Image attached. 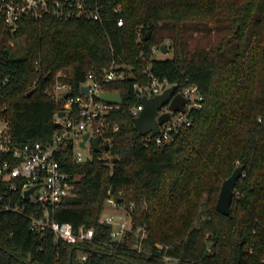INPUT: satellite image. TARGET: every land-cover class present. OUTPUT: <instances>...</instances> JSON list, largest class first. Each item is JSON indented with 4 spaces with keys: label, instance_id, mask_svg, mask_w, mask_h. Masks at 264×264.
I'll list each match as a JSON object with an SVG mask.
<instances>
[{
    "label": "trees",
    "instance_id": "trees-1",
    "mask_svg": "<svg viewBox=\"0 0 264 264\" xmlns=\"http://www.w3.org/2000/svg\"><path fill=\"white\" fill-rule=\"evenodd\" d=\"M124 21L25 20L14 32L0 27V107L12 135L47 143L60 103L45 92L61 68L72 93L89 71L122 102L105 117L117 129L110 146L75 161L59 152L76 194L51 211L53 220L92 227V241L67 244L53 232L30 229L26 215L0 212V264H264V0H121ZM196 33H201L195 38ZM24 42L23 55L12 40ZM167 40L171 56L152 48ZM193 41V43H192ZM124 77L103 80L112 63ZM38 63L47 77L36 82ZM176 85L196 84L202 107L172 143L145 145L129 108L139 102L134 82L145 68ZM231 209L216 208L220 187L236 166ZM123 191L132 228L109 243L111 225L100 221L108 190ZM144 227L140 239L133 230ZM141 242L140 250L134 246ZM162 245L160 250L158 246ZM89 252L76 258L77 249Z\"/></svg>",
    "mask_w": 264,
    "mask_h": 264
},
{
    "label": "built area",
    "instance_id": "built-area-1",
    "mask_svg": "<svg viewBox=\"0 0 264 264\" xmlns=\"http://www.w3.org/2000/svg\"><path fill=\"white\" fill-rule=\"evenodd\" d=\"M121 12V0H0V27L14 32L25 20L45 18L58 21L86 20L100 25L113 18L118 26H122L124 18ZM157 48L160 50V46ZM154 52L155 47L152 48V53ZM34 70L37 73L34 82L42 76L47 77L38 63L35 64ZM102 72L105 81L124 77V70H120L119 65L114 62ZM145 72L148 81L133 84L139 102L129 108L132 117L137 116L143 108L142 96L150 97L162 93L173 85L166 78L154 75L148 67ZM69 75V67L61 68L45 87V92L60 103V109L54 113L57 125L47 143L28 144L16 139L12 135L10 121L0 107V212L24 214L29 219L31 230L43 234L51 231L57 241L71 245L92 241L94 232L92 227H75L70 222H59L51 217V211L58 207L64 198L76 194L72 181L75 177L71 172L64 170L59 152L68 146L72 149L75 161H84L92 155L94 144L90 138L96 136L99 137L100 149L105 145L109 147L111 140L105 135L117 129V125H111L105 115L120 104L107 103L98 98L104 89L101 87V81L94 78V72L89 71L86 74L77 93H72V84L64 80L67 76L69 78ZM2 83L4 80H0V91ZM174 85V93H180L185 99L183 109L170 110L168 103L160 106L156 117L166 112L171 115L166 121L158 124L156 134L148 132L142 135L145 145L164 146L172 143L180 129L191 124L193 111L202 107L204 97L196 84ZM85 86H88L87 93L81 91ZM86 131L89 135L83 147L80 141ZM79 149H88V153L84 155ZM122 195V190L114 193L109 189L104 206L119 205ZM123 207L128 218L124 216L118 221L113 214L102 218L104 210L100 215V221L111 225L109 243L122 241L128 237L132 228L129 212L125 205ZM133 231L141 239L146 235L147 229L140 227ZM140 244L141 242H138L134 246L138 251H141ZM161 247L162 245L158 246L157 250ZM88 254L87 250L78 248L76 258L85 260ZM163 259L173 264L177 262V258L168 255H163Z\"/></svg>",
    "mask_w": 264,
    "mask_h": 264
},
{
    "label": "water",
    "instance_id": "water-1",
    "mask_svg": "<svg viewBox=\"0 0 264 264\" xmlns=\"http://www.w3.org/2000/svg\"><path fill=\"white\" fill-rule=\"evenodd\" d=\"M160 50L162 51V53L167 52V47L164 43L160 45ZM175 88L176 87L173 84L167 87L162 93L150 97L148 96L141 97L143 108L137 116L132 118L134 127L136 128V130L140 135H145L148 132H152L153 134H156L158 132V124L163 123L170 117L171 115L170 112L163 113L158 117H156L157 110L159 109L160 106L168 103L170 110L182 111L183 103L185 99L180 93H174ZM81 91L87 93L88 86L82 87ZM0 95H1V91H0ZM98 98L107 103L120 104L122 102L120 93L116 91H108V90L101 91ZM60 115H62V113H60ZM54 125L56 126L57 123H54ZM88 135H89L88 131H86L82 135V139L80 141L81 146L83 147L85 146V140L87 139ZM90 139L93 141L94 150L99 151L100 150V147L98 145L99 137L96 136ZM104 148L107 149L108 145H105ZM242 170H243L242 166L240 165L236 166L233 172L231 173V175L226 179H224L221 184L219 195L216 202V208L225 214L230 213L234 186L236 181L240 177Z\"/></svg>",
    "mask_w": 264,
    "mask_h": 264
},
{
    "label": "rangeland",
    "instance_id": "rangeland-1",
    "mask_svg": "<svg viewBox=\"0 0 264 264\" xmlns=\"http://www.w3.org/2000/svg\"><path fill=\"white\" fill-rule=\"evenodd\" d=\"M201 35V33H196V36L194 39L196 38H199ZM165 44L166 47H167V52L166 53H162V51H160L157 47H159L161 44ZM163 43H159V44H156L154 47H155V52L154 54L157 56V57H168V56H171V49H170V46H169V42L167 40H165V42ZM193 43V41H192ZM12 44V52L14 53L15 56H19V55H23L24 53V50H25V47H24V42L21 40V39H17V40H12L11 42ZM84 155H86L88 153V149H79ZM125 204L121 203L119 205H116V206H110V207H105L104 206V211L102 213V218H105L106 216L108 215H111L113 214L114 215V218L115 220H122L125 216V211H124V206ZM127 217V216H125ZM128 218V217H127Z\"/></svg>",
    "mask_w": 264,
    "mask_h": 264
}]
</instances>
